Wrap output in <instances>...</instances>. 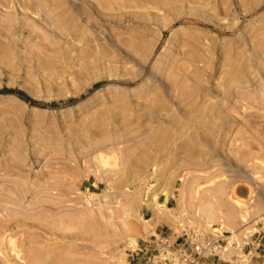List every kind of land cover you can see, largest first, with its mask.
Instances as JSON below:
<instances>
[{
    "label": "rangeland",
    "instance_id": "1",
    "mask_svg": "<svg viewBox=\"0 0 264 264\" xmlns=\"http://www.w3.org/2000/svg\"><path fill=\"white\" fill-rule=\"evenodd\" d=\"M263 105L264 0H0V264H264Z\"/></svg>",
    "mask_w": 264,
    "mask_h": 264
},
{
    "label": "built area",
    "instance_id": "2",
    "mask_svg": "<svg viewBox=\"0 0 264 264\" xmlns=\"http://www.w3.org/2000/svg\"><path fill=\"white\" fill-rule=\"evenodd\" d=\"M220 241V237L202 240L200 236H196L194 242L185 243L175 251H164L159 254L164 264H201L204 257L219 255L224 250Z\"/></svg>",
    "mask_w": 264,
    "mask_h": 264
},
{
    "label": "bare ground",
    "instance_id": "3",
    "mask_svg": "<svg viewBox=\"0 0 264 264\" xmlns=\"http://www.w3.org/2000/svg\"><path fill=\"white\" fill-rule=\"evenodd\" d=\"M183 46H184V45H183ZM184 55H185V53H184ZM176 61H177V60H176ZM175 63H176V62H175ZM179 74H180V73H179ZM187 74H188V73H187ZM187 76H188V75H187ZM175 87H176V86H175ZM247 102H248V101H247ZM250 102H251V101H250ZM258 102H259V101H258ZM252 103H253V102H252ZM263 106H264V105H263ZM152 201H153V200H152ZM208 212H209V211H208ZM208 212H207V213H208Z\"/></svg>",
    "mask_w": 264,
    "mask_h": 264
},
{
    "label": "trees",
    "instance_id": "4",
    "mask_svg": "<svg viewBox=\"0 0 264 264\" xmlns=\"http://www.w3.org/2000/svg\"><path fill=\"white\" fill-rule=\"evenodd\" d=\"M20 95H23L22 93H20Z\"/></svg>",
    "mask_w": 264,
    "mask_h": 264
},
{
    "label": "crops",
    "instance_id": "5",
    "mask_svg": "<svg viewBox=\"0 0 264 264\" xmlns=\"http://www.w3.org/2000/svg\"><path fill=\"white\" fill-rule=\"evenodd\" d=\"M240 264V262H238Z\"/></svg>",
    "mask_w": 264,
    "mask_h": 264
}]
</instances>
